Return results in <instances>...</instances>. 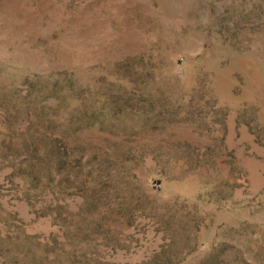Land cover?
<instances>
[{
    "label": "rangeland",
    "instance_id": "1",
    "mask_svg": "<svg viewBox=\"0 0 264 264\" xmlns=\"http://www.w3.org/2000/svg\"><path fill=\"white\" fill-rule=\"evenodd\" d=\"M0 264H264V0H0Z\"/></svg>",
    "mask_w": 264,
    "mask_h": 264
}]
</instances>
